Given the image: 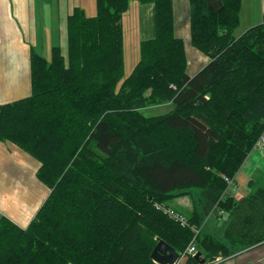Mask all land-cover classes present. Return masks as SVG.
Masks as SVG:
<instances>
[{
	"label": "trees",
	"instance_id": "obj_1",
	"mask_svg": "<svg viewBox=\"0 0 264 264\" xmlns=\"http://www.w3.org/2000/svg\"><path fill=\"white\" fill-rule=\"evenodd\" d=\"M132 1L95 0L91 17L73 8L66 58L31 49L29 95L0 106V141L36 162L48 192L25 228L0 217V264H155L159 241L179 255L193 242L200 259L184 264H199L264 242V186L225 195L261 148L264 13L235 36L240 0H187L189 45L207 59L190 76L173 0H137L152 6L153 37L124 77ZM161 105L171 108L144 114ZM181 198L188 226L159 208ZM214 209L223 215L205 231Z\"/></svg>",
	"mask_w": 264,
	"mask_h": 264
},
{
	"label": "crops",
	"instance_id": "obj_2",
	"mask_svg": "<svg viewBox=\"0 0 264 264\" xmlns=\"http://www.w3.org/2000/svg\"><path fill=\"white\" fill-rule=\"evenodd\" d=\"M240 1L242 31L261 23L264 0ZM94 2L0 0V106L29 95L28 57L30 50L38 46L34 38L45 33L51 37L66 33V20L73 8L80 7L85 11L88 6L92 12ZM186 4L187 0H173L174 16L175 12H183ZM147 11L152 12L151 5L147 6ZM201 56L204 63L198 66L194 74L207 62ZM194 57L199 60L197 54ZM36 169L37 164L32 158L15 145L0 141V217L8 218L19 228H25L33 219L48 193L36 180ZM260 186H264V146L249 153L228 195L240 201ZM177 200H186V210L190 211L188 198ZM222 264H264V242L225 258Z\"/></svg>",
	"mask_w": 264,
	"mask_h": 264
},
{
	"label": "rangeland",
	"instance_id": "obj_3",
	"mask_svg": "<svg viewBox=\"0 0 264 264\" xmlns=\"http://www.w3.org/2000/svg\"><path fill=\"white\" fill-rule=\"evenodd\" d=\"M140 5V4H139ZM138 5L137 2L132 1L129 9L124 13L121 19V27L124 34V77H127L136 62L139 59V42L141 40H147L153 37V19H152V12L148 13L147 6L149 5H142L141 7ZM92 12H90L88 6H86L84 13L91 17L96 14V7L95 2L91 6ZM181 9V8H180ZM187 14L188 8L187 4L184 8L183 12H179L176 14L175 12V34L183 39L185 44V50L188 57V69L187 72L189 75H193L198 66L203 62V57L201 53L197 50L192 48L189 45V33H188V26H187ZM243 27V21H240L239 27L234 31V35H239ZM57 33V32H56ZM50 34L45 33L44 36L42 34L36 38H34V42L38 44L37 48L34 47L35 51L44 57L47 61L50 60L51 55V48L52 47H59L61 50L62 55L64 58L67 56V43H66V33L58 34L53 37L49 36ZM31 40V38H28ZM33 47V46H32ZM197 54L199 60L195 59V55ZM200 54V55H199ZM170 105H161L157 107H152L144 111L146 116H158L164 114L170 110ZM168 207L159 206L160 209L164 208L167 210V214L169 217L175 218H187L186 208H188L187 201H179L175 200L170 203ZM171 217V218H172ZM180 224L181 222L177 219ZM185 220V219H184ZM215 221L214 216H211L207 224L205 225V231H208L209 226L213 224ZM182 225V224H181ZM213 230V227H212ZM213 231H217L214 229Z\"/></svg>",
	"mask_w": 264,
	"mask_h": 264
},
{
	"label": "built area",
	"instance_id": "obj_4",
	"mask_svg": "<svg viewBox=\"0 0 264 264\" xmlns=\"http://www.w3.org/2000/svg\"><path fill=\"white\" fill-rule=\"evenodd\" d=\"M262 146H264V134H262L259 137L258 141L256 142V146L255 147H262ZM226 182L228 184V187H230L231 184H232V179L231 180L226 179ZM162 209H163V211L165 213H167L166 209H164V208H162ZM221 214H222V212H219V215H221ZM172 218H174V217H172ZM175 219L179 220L181 222L182 226H188L186 221L183 218H181V219L175 218ZM190 229L194 233L195 236L200 231V228H197V227H194V226H191ZM195 253H196V248H195L194 243L192 242L188 246V248L181 255H179V258H178V260H177V262L175 264H184L185 261H186V258L194 257ZM223 261H224V259L222 257L218 256L215 259H213L212 261L206 262L204 264H222Z\"/></svg>",
	"mask_w": 264,
	"mask_h": 264
},
{
	"label": "water",
	"instance_id": "obj_5",
	"mask_svg": "<svg viewBox=\"0 0 264 264\" xmlns=\"http://www.w3.org/2000/svg\"><path fill=\"white\" fill-rule=\"evenodd\" d=\"M178 258V253L163 241H159L151 253V260L155 264H175ZM194 258L200 259V253L197 252ZM204 262V260H200L199 264H204Z\"/></svg>",
	"mask_w": 264,
	"mask_h": 264
}]
</instances>
